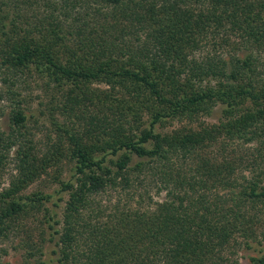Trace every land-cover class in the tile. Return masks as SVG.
Wrapping results in <instances>:
<instances>
[{"label":"trees","instance_id":"trees-1","mask_svg":"<svg viewBox=\"0 0 264 264\" xmlns=\"http://www.w3.org/2000/svg\"><path fill=\"white\" fill-rule=\"evenodd\" d=\"M263 56L264 0H0V264L17 236L22 264H264Z\"/></svg>","mask_w":264,"mask_h":264},{"label":"rangeland","instance_id":"rangeland-1","mask_svg":"<svg viewBox=\"0 0 264 264\" xmlns=\"http://www.w3.org/2000/svg\"><path fill=\"white\" fill-rule=\"evenodd\" d=\"M261 62L264 65V56ZM263 68L264 67L262 66L261 71H264ZM262 76L264 77V72H262ZM16 94L21 95L19 99L16 97ZM52 95H53L52 91L50 89L47 90L43 86L42 82L38 80L29 79L26 82H24L23 80V82L17 85V88L14 87V103L17 101L20 102L21 107L26 111V114L29 117V121L27 124L28 130L33 135V140L36 143V146L40 149L44 148V145L47 141L46 136L52 132V126L49 124L50 123L49 120L51 117L48 109L49 107L48 104L50 103V100L53 97ZM7 103L3 102V107L0 110V127L2 129L5 128V120L7 119V115L10 111V108ZM59 111L60 110L54 113V117H57L58 121L60 123H63L64 117L62 115H59ZM219 118H220V107L217 106L213 110L210 116H204L200 119V121L205 122L206 124H213L218 122ZM178 126L179 124L177 123L170 124L166 126L164 131H170ZM66 170L67 169L64 170V175H67L68 171ZM7 177L8 175L3 176L2 186H6ZM55 187L56 185L52 182L51 178L42 177L39 181L32 184L25 193L28 194L37 190H43L45 192H49ZM155 191H156L155 189L150 188V193L154 197V200H161L164 198L165 193H161L159 196H157ZM128 200L114 193H111L108 196H105L103 205L110 204L112 206L114 203L115 204L119 203L120 206H123V204L126 203ZM134 203L135 202L133 201L132 204ZM20 239H21L20 236L14 238V243H13L14 250L12 248H8L9 253L7 257H5L4 259L5 261L11 264H22L24 250L19 247ZM251 246H253V248H251L250 250L244 247L236 252V255L233 257V259L237 261V264H250L249 261L250 257L260 256L258 252L260 247L256 243H252ZM262 246L264 247V243H262Z\"/></svg>","mask_w":264,"mask_h":264}]
</instances>
